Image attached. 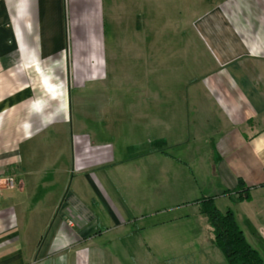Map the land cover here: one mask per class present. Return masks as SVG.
<instances>
[{
  "label": "crops",
  "instance_id": "1",
  "mask_svg": "<svg viewBox=\"0 0 264 264\" xmlns=\"http://www.w3.org/2000/svg\"><path fill=\"white\" fill-rule=\"evenodd\" d=\"M118 2L0 0V176L17 181L0 198V264H143L144 252L165 247L160 228L191 217L142 223L144 210L158 208L164 175L168 186L180 189L192 176L200 195L181 204L195 205L200 217L201 198L214 197L219 209L220 200L228 201L226 211L234 212L264 260V0H178L182 13L173 36H153L154 0L146 15L135 1L137 30L151 28L146 38L136 36V58L152 62L145 69L136 59L135 91L150 89L138 92L136 103L149 107L152 131L156 138L165 135L167 146L130 158L104 141L105 131L63 130L72 121V90L80 87L68 96L55 75L71 54L101 59L87 81L108 78L107 18H117ZM159 44L170 59L161 70ZM176 78L177 86L169 82ZM171 90L182 91L181 100H160ZM160 124H166L162 135ZM47 130L54 132L51 140L64 138L63 145L41 148ZM210 181L217 193H206ZM111 253L121 259L112 260Z\"/></svg>",
  "mask_w": 264,
  "mask_h": 264
},
{
  "label": "rangeland",
  "instance_id": "2",
  "mask_svg": "<svg viewBox=\"0 0 264 264\" xmlns=\"http://www.w3.org/2000/svg\"><path fill=\"white\" fill-rule=\"evenodd\" d=\"M135 1L119 0L118 4L115 5L117 7L115 9L117 18L111 21L107 18V50L105 53L106 57L103 60V68L108 70V78L87 81V77H90L87 74L88 71L100 67L101 59H92L84 56L74 57L71 54H68L66 59L61 61L62 68H57L55 72L56 76L62 77L64 91L68 96L72 88L80 87L72 90L70 110L72 121L65 123V129L63 130L69 132V134L73 133V135L105 131L104 141L114 148L123 150L127 158L134 157L136 153L144 149L156 148L157 145L160 149L167 146L165 135L156 138L152 131L149 107L146 108L136 103L140 101L136 97L139 94L142 95L143 91V95L149 94L150 89L147 87L141 92L139 90L135 91V63L137 59L135 38L136 36L146 38L151 28L148 27V31L144 29V32L137 30L135 14H139L141 9ZM139 1L145 6L144 12L147 10L146 12L148 13L150 10L151 13V0ZM154 1L156 2V8H158L156 19L158 27L152 28L153 36H156V31H159L160 35L163 34L165 36L178 35L177 31L174 30L175 28H173V24H175L182 13L178 9V0ZM146 12L144 15H146ZM194 13V11L190 12L189 17L193 16ZM167 23L170 27L167 26ZM189 35L192 38H196V33L193 29L190 30ZM159 46V56L168 52L167 47L163 46L164 48H162L161 44ZM194 46L195 44H191V56L196 52ZM198 52L203 54L204 50L198 49ZM84 53L78 54L84 55ZM166 57L167 54L159 58V67H157L160 70L167 67L170 62V59L167 60ZM138 64L145 69H149L152 62L144 56L143 59H140V63L139 59H137ZM43 65L45 68H51L49 62H45ZM26 66H31V63H26ZM159 76L160 79L164 77L161 74ZM147 77L148 80H143L144 86L147 81H150V74ZM193 77L194 75L192 74ZM169 82H172L175 86L178 85L177 78L176 81L169 80ZM164 83L167 84L166 82ZM103 85L107 86L106 90H103ZM170 92L160 96V100L170 99L172 96L181 100L182 91L173 92L171 90ZM147 100L150 101L149 99ZM106 102L109 105L105 107L106 114L102 115V109ZM165 125L160 124L161 135L166 132ZM176 126L180 127V124H176ZM52 130H47L43 133L40 141L41 148L45 149L54 145V143L63 145L64 138L51 140L54 137ZM192 139L190 138V141ZM46 159L48 160L49 157H46ZM184 182L185 185L182 182L180 189L177 185L174 187L168 186V180L165 175L160 177L158 208L156 210L153 209L151 212H146V210L142 212L144 215L142 223L144 225H148L152 221L162 223L180 215H191L189 220H175L169 222L165 229H159V233L167 239L165 247L159 248V250L151 254H145L144 252L142 257L143 264H228L220 249L212 243L213 232L207 219L197 215V207L195 205L181 204L186 198L193 199L200 195L191 175L189 180L186 179ZM206 187V193H210V191L217 193L218 189L215 187L214 181H210L209 186ZM140 188L144 189L142 186ZM227 205H229L228 201H219L220 209L223 212L226 211ZM193 240L195 245H192L194 243ZM110 257L112 260L121 259L118 254L111 253ZM126 257L128 262H132L129 253Z\"/></svg>",
  "mask_w": 264,
  "mask_h": 264
},
{
  "label": "trees",
  "instance_id": "3",
  "mask_svg": "<svg viewBox=\"0 0 264 264\" xmlns=\"http://www.w3.org/2000/svg\"><path fill=\"white\" fill-rule=\"evenodd\" d=\"M239 188H244L241 183ZM248 198V195L239 196L240 200ZM198 203L201 215L212 228V243L220 249L228 264H264L262 256L246 239L232 210L221 211L212 196H205Z\"/></svg>",
  "mask_w": 264,
  "mask_h": 264
},
{
  "label": "built area",
  "instance_id": "4",
  "mask_svg": "<svg viewBox=\"0 0 264 264\" xmlns=\"http://www.w3.org/2000/svg\"><path fill=\"white\" fill-rule=\"evenodd\" d=\"M17 188V181L12 175L0 176V198L3 197L5 191Z\"/></svg>",
  "mask_w": 264,
  "mask_h": 264
},
{
  "label": "bare ground",
  "instance_id": "5",
  "mask_svg": "<svg viewBox=\"0 0 264 264\" xmlns=\"http://www.w3.org/2000/svg\"><path fill=\"white\" fill-rule=\"evenodd\" d=\"M51 87V86H50Z\"/></svg>",
  "mask_w": 264,
  "mask_h": 264
}]
</instances>
